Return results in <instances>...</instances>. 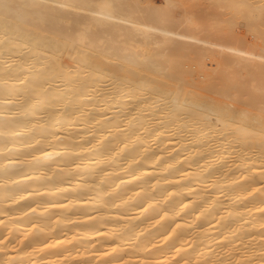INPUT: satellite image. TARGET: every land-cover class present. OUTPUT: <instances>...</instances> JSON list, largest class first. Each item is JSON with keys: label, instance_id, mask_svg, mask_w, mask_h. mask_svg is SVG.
Returning a JSON list of instances; mask_svg holds the SVG:
<instances>
[{"label": "bare ground", "instance_id": "6f19581e", "mask_svg": "<svg viewBox=\"0 0 264 264\" xmlns=\"http://www.w3.org/2000/svg\"><path fill=\"white\" fill-rule=\"evenodd\" d=\"M225 1L252 22L250 35L259 31L262 0ZM45 4L57 19L78 10L96 20L99 38L88 39V29L87 42L74 35L70 47L117 49L115 68L93 66L85 50L74 69L58 53L53 68L63 40L47 25ZM151 5L0 6V264H264V63L252 58L264 39L254 37L258 51L215 46L231 52L219 54L220 92L218 79L196 83L180 61L167 71L162 52L135 48L214 42L154 23ZM237 92L228 106L215 95Z\"/></svg>", "mask_w": 264, "mask_h": 264}, {"label": "rangeland", "instance_id": "374dc122", "mask_svg": "<svg viewBox=\"0 0 264 264\" xmlns=\"http://www.w3.org/2000/svg\"><path fill=\"white\" fill-rule=\"evenodd\" d=\"M246 1L256 2L260 0ZM173 2L176 3L177 7H169L167 0H141V5L146 6L148 3L152 4L148 7L151 9V11H154L150 13L148 12L147 15H152V20L156 24H160L171 29L179 27L180 31L182 32L195 34L201 38L212 40L222 45H232L233 41H236L237 45L252 48L254 51L257 50L256 47H258V44L253 40L256 35L261 36L264 34V24L260 26L259 31L257 29L258 32L256 31L250 35L251 33L249 32L252 29V22L243 18V16L239 15V13L236 15L234 13L235 11L233 12L232 8L229 7L228 2L225 0H173ZM260 4L263 5L264 0H262ZM183 5H187L188 7L184 8ZM43 8L46 12H49V15L47 16L49 23L47 25L50 26L49 24H51L52 27H54L55 32L59 33L57 37L63 40V49L59 52H56L53 61L50 63L53 68L58 65L56 62V59H58L56 55L58 53L60 60L70 65V69H74L77 65L76 60L82 57L80 53L82 50L87 51L88 61L91 62L93 66L99 65L97 68H104L105 61H110L108 67H111L112 65V68H115L116 63H118L120 59L106 58L107 55L113 53L112 50H110V53L107 47H104V50H97L95 48L90 49L88 48L87 43H85V41L87 42L88 29L91 30L88 39L90 38V40L94 41L99 38V33L96 31L98 30V26L96 25L97 22L91 16H89L87 12L74 10L75 12L70 11L69 13H63V10H59V16L57 19V16L52 13V9L47 4H45ZM130 11L133 12L135 17L138 16L137 18L139 19L147 20L145 17L146 14L144 15L140 12V17V15L133 11V9H130ZM186 12L191 13L196 17L198 21L196 26H183L182 17ZM172 14H176V16L178 15L177 17L180 18L177 20L171 19L170 16ZM74 35L85 40L82 44H77L76 42L77 46L75 53H73V47H70L69 44L70 40H73ZM118 37L123 43L126 42L124 36L116 35V38ZM238 38L240 41H238ZM170 42V40H162V44L159 45H142L135 48H137L138 51H142L143 54L147 56H154L157 52H162L165 57L163 66L167 68V71L168 68L171 70V65L179 63L180 61L184 72L188 75V78L191 81L196 83H204V81H207L213 77L214 79H218L214 80L215 84L213 85V88L216 85L220 92L226 91V89L220 84L222 82V77L225 74V70H219L218 64L220 62L219 54H224V57H227L231 53L229 50L219 47H212L210 45H205V47L199 46L198 49H193L189 44L185 45V47H187L186 49L177 50ZM127 43L128 44H126V46L129 47L131 43ZM147 60L151 61L152 59ZM122 74L123 73H119V75ZM123 76L126 77L125 74H123ZM240 76L244 77L242 75ZM252 77L253 76H251V78ZM247 79H249V77ZM174 83H176V81H174ZM186 85L188 88H190V84ZM209 87L212 86H204L203 88ZM215 95L221 97L225 103V106H228V104L231 102L235 104L233 99H230V97L226 95L221 93H216ZM237 106V110L239 107H245L251 110V112H256V110L252 109L248 105L238 104Z\"/></svg>", "mask_w": 264, "mask_h": 264}, {"label": "snow or ice", "instance_id": "6c2138e0", "mask_svg": "<svg viewBox=\"0 0 264 264\" xmlns=\"http://www.w3.org/2000/svg\"><path fill=\"white\" fill-rule=\"evenodd\" d=\"M6 3H7V0H0V6L4 5ZM68 6L69 5L64 4V3H61L59 5V7H61V8H66ZM168 6L171 7V8L177 7L176 3H174L173 0H169V5ZM106 7L113 8V5L112 4H108V5H106ZM183 7L184 8H187L188 6L187 5H183ZM108 18L109 19H112V18H115V17H113L112 15H110ZM182 20H183V26H186V27L196 26L198 24V21H197L196 17L193 14H191V13H187L186 12L183 15V17H182ZM151 30L152 31H156L157 29L153 28ZM168 34H170V35H176L180 39H186L187 38V35L186 34H184L182 32H178V31L170 32ZM261 39H264V34L261 35ZM206 42L207 41H204V40H198V41H196V43H198V44H203V43H206ZM207 43H209V42H207ZM209 44H210V46L215 47L219 43H217V42H211ZM243 54L245 56H247L249 54V51L247 49H244ZM108 58H110V59L119 58V50L113 49L112 56H110ZM252 58L253 59H258L262 63H264V49H262L259 54L252 53ZM258 91H259V97H260V111H261V113H264V85H262L261 88ZM238 97H239V93L237 92L236 95L230 97V99L236 100V99H238ZM210 110H213L211 105H210ZM29 195H31V193H29ZM97 234L98 235H103V233H99V232ZM46 246H48V245H46ZM105 255H107V253H105ZM102 264H110V262L105 261V262H102ZM175 264H180V261H176Z\"/></svg>", "mask_w": 264, "mask_h": 264}]
</instances>
